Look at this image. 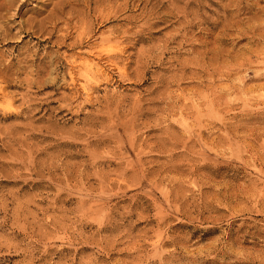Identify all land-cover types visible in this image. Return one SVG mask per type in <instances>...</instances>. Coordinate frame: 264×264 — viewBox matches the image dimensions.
<instances>
[{"label": "rangeland", "instance_id": "obj_1", "mask_svg": "<svg viewBox=\"0 0 264 264\" xmlns=\"http://www.w3.org/2000/svg\"><path fill=\"white\" fill-rule=\"evenodd\" d=\"M0 264H264V0H0Z\"/></svg>", "mask_w": 264, "mask_h": 264}, {"label": "bare ground", "instance_id": "obj_2", "mask_svg": "<svg viewBox=\"0 0 264 264\" xmlns=\"http://www.w3.org/2000/svg\"><path fill=\"white\" fill-rule=\"evenodd\" d=\"M3 32V31H2Z\"/></svg>", "mask_w": 264, "mask_h": 264}]
</instances>
